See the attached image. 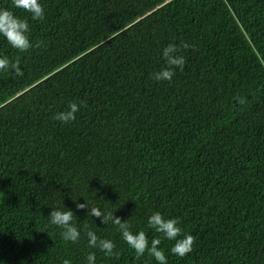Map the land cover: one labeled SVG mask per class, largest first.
Wrapping results in <instances>:
<instances>
[{"label":"trees","instance_id":"trees-1","mask_svg":"<svg viewBox=\"0 0 264 264\" xmlns=\"http://www.w3.org/2000/svg\"><path fill=\"white\" fill-rule=\"evenodd\" d=\"M43 5V21L14 11L45 47L21 53L0 38V55L23 71L0 74V262L83 264L95 252L97 264H156L77 210L85 199L149 241L151 214L179 219L193 251L175 256L162 239L168 264H264V0ZM168 45L186 63L157 82ZM74 101V122L53 118ZM65 207L118 255L83 233L64 241L47 216Z\"/></svg>","mask_w":264,"mask_h":264},{"label":"clouds","instance_id":"clouds-1","mask_svg":"<svg viewBox=\"0 0 264 264\" xmlns=\"http://www.w3.org/2000/svg\"><path fill=\"white\" fill-rule=\"evenodd\" d=\"M15 9L29 14L33 21H43L46 18L43 0H10L9 7H0V38L21 53L28 52L34 47H45V41L32 40L28 19L17 15L14 11ZM183 47L186 49L189 45L184 43ZM178 53L179 47L177 45H168L163 49L166 67L152 73V78L155 81H171L177 69L183 71L186 60L184 56ZM0 74L22 76L23 71L20 60L13 61L7 56L0 55ZM81 107L82 104H78L75 101L71 102L64 111L56 113L53 118L63 124L74 122L76 114ZM84 201V203L76 204L77 210H85L87 217L99 218L103 225H108L109 223L115 225L121 239L134 251L137 259L144 257L145 253H147L149 257L155 260L156 264H168V257L165 255L164 250L159 247L162 239L174 241L173 246L170 248V253L175 256L183 258L193 251L194 237L189 234L180 238L182 229L177 218H166L160 212L151 214L147 219V226L153 229L155 233H158L159 236L149 241L144 231L134 232L131 230L129 219L122 221L115 213L104 211L95 205L89 207L88 201L85 199ZM66 209L53 208L47 216L49 224L60 230V236L64 241L75 244L80 240L83 233L87 238L89 248L98 249L105 257L109 258L118 255L116 244L112 240L101 238L87 224L78 226L74 220L76 215L73 210ZM63 264H72V261L65 259ZM83 264H97L96 253H87Z\"/></svg>","mask_w":264,"mask_h":264}]
</instances>
